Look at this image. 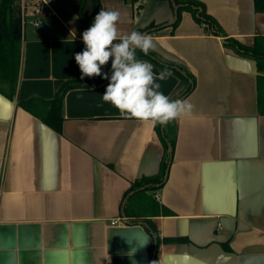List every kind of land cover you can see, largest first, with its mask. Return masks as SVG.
I'll return each instance as SVG.
<instances>
[{"label":"crops","instance_id":"obj_1","mask_svg":"<svg viewBox=\"0 0 264 264\" xmlns=\"http://www.w3.org/2000/svg\"><path fill=\"white\" fill-rule=\"evenodd\" d=\"M42 1L41 26L21 28L14 99L0 93V264H153L156 239L157 264H184L183 255L187 264H264V74L226 43L254 48L259 40L264 49L255 0H197L222 36L186 11L172 27L176 12L166 0H101L120 13V35L159 25L151 50L194 79L182 98L191 111L172 120L173 147L163 125L101 100L107 80L65 94L60 131L19 105L51 101L66 82L96 77L81 79L74 59L91 0L82 12L83 0ZM157 82L171 99L185 89L171 72ZM167 154L165 184L147 192L148 211L158 213L140 215L139 197L126 205L131 187L158 176Z\"/></svg>","mask_w":264,"mask_h":264},{"label":"trees","instance_id":"obj_2","mask_svg":"<svg viewBox=\"0 0 264 264\" xmlns=\"http://www.w3.org/2000/svg\"><path fill=\"white\" fill-rule=\"evenodd\" d=\"M135 1V0H134ZM172 2L176 7L177 18L173 23L172 27H176L181 20L183 11L191 12L198 24L211 31L215 35H221L220 28H218L216 20L206 11V7L203 3L197 0H166ZM15 0H2L0 3V93L7 96L10 100L14 99L15 89L18 80V69H19V57H20V46H21V35H20V16L17 13L15 6ZM91 14L86 17L87 24L90 25L93 18L99 9L103 8L101 0H91ZM80 4L76 7V11L79 12ZM255 9L257 11H264V0H255ZM159 29V25L150 24L148 27L143 29V33H151L154 30ZM259 42V40H258ZM257 45L254 48L239 44L233 38H228L226 43L229 46L235 48V51L240 55H246L257 61V70L264 74V49ZM136 57L141 60H147L154 67H158L161 70L168 69L172 74L176 75L185 83L184 91L176 98H184L187 94L192 91L193 77L187 71V69L178 63H173L162 58L159 54H156L151 49L148 54L145 55L141 51H136ZM109 67L102 72H108ZM155 72H157L154 69ZM259 87H258V111L264 114V76H260ZM105 79L100 76H96L88 81H69L66 82L58 91L56 96L51 101H40L38 99H29L27 101L19 102V105L30 113L39 117L46 125L56 131H60L62 124L61 107L62 100L65 94L75 88H88L101 84ZM175 98V99H176ZM158 126L161 124L157 123ZM172 120L163 124L164 136L171 147L175 143V133L173 128L171 130ZM168 154L165 161L162 163V169L158 176L155 177H144L141 180L135 181L131 187L133 194L127 199L126 205L131 206L135 199H140V215L150 216L149 214H157V211H148V201L150 200L147 192H155L159 190L164 184V172L167 168ZM145 210V211H144ZM144 211V212H141ZM130 212L127 210V214ZM149 230L154 231L156 237V230L151 220L145 219ZM159 239L151 244L150 249L154 262H157Z\"/></svg>","mask_w":264,"mask_h":264},{"label":"clouds","instance_id":"obj_3","mask_svg":"<svg viewBox=\"0 0 264 264\" xmlns=\"http://www.w3.org/2000/svg\"><path fill=\"white\" fill-rule=\"evenodd\" d=\"M116 10L99 9L89 27L81 33L83 49L74 59L84 77L100 76L108 81L101 100L115 107L121 115H128L142 122L163 125L191 111L186 99H171L160 91V83L170 75L168 69L159 73L153 65L136 57L139 50L145 55L153 48L151 35L133 30L120 35ZM108 72L102 68L109 65ZM187 264L188 257H179ZM157 264V262H153Z\"/></svg>","mask_w":264,"mask_h":264},{"label":"built area","instance_id":"obj_4","mask_svg":"<svg viewBox=\"0 0 264 264\" xmlns=\"http://www.w3.org/2000/svg\"><path fill=\"white\" fill-rule=\"evenodd\" d=\"M21 8L20 25L22 28L30 25L38 28L42 24V17L47 5L42 0H18Z\"/></svg>","mask_w":264,"mask_h":264},{"label":"water","instance_id":"obj_5","mask_svg":"<svg viewBox=\"0 0 264 264\" xmlns=\"http://www.w3.org/2000/svg\"><path fill=\"white\" fill-rule=\"evenodd\" d=\"M85 4V0L82 1V7H80V11H83V5ZM174 12H176V7L174 6ZM176 18H177V12L175 14Z\"/></svg>","mask_w":264,"mask_h":264},{"label":"rangeland","instance_id":"obj_6","mask_svg":"<svg viewBox=\"0 0 264 264\" xmlns=\"http://www.w3.org/2000/svg\"><path fill=\"white\" fill-rule=\"evenodd\" d=\"M1 1H2V0H0V3H1ZM15 6H16V8H18V7H17V6H18V4H17V3H16V5H15ZM18 12H19V9H17V13H18ZM26 26H27V25H26ZM24 27H25V26H24ZM21 28H22V26H20V35H21ZM0 35H1V31H0Z\"/></svg>","mask_w":264,"mask_h":264}]
</instances>
